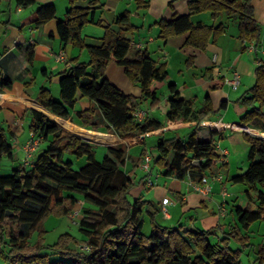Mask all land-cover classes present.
<instances>
[{"label": "trees", "instance_id": "16d2710c", "mask_svg": "<svg viewBox=\"0 0 264 264\" xmlns=\"http://www.w3.org/2000/svg\"><path fill=\"white\" fill-rule=\"evenodd\" d=\"M16 2L24 7L38 3L37 0ZM69 3L65 17L58 20L59 37L65 45L72 44L86 50L90 60L81 61L79 56L72 58V65L59 73L60 97H54L49 88L42 86L37 99L57 116L75 117L82 125L96 130L104 125L108 132L120 137L145 135L164 127L165 123L159 119L145 117L140 121L134 114L142 100L150 99L153 106L159 104V93L153 85L155 81H165L169 71L166 63H158L149 49L137 47L127 36L138 29L131 21V12L125 10L117 16L118 31L106 25L104 35L89 42L83 29L89 23L102 24L95 19L101 0H69ZM188 9L186 14L157 20L154 24L159 27L158 37L166 42L173 36L188 33L186 45L206 50L210 42L217 43L227 33L231 22H237L239 38L254 42L256 48L261 46L263 28L252 0H189ZM203 12L209 13L214 23L207 25L193 21V14ZM56 16L53 3L39 4L35 23L39 26ZM222 18L225 20L216 23ZM242 49L246 50L247 46ZM33 59L32 49L28 61L32 63ZM111 60L124 67L128 78L140 85V97L126 93L111 82L107 76ZM193 64L194 58L189 57L187 66ZM209 70L212 68L206 69ZM3 87L11 88L12 81L0 77V88ZM169 89L168 121L176 123L179 119H189L195 120L196 125L187 136L161 137L156 144L158 154H153L154 166L162 169L166 176L180 180L190 177L201 182L207 170L221 157L213 138L201 140L198 135L202 122L216 112L212 98L207 95L203 105L196 108L195 99L181 95L176 84H170ZM79 94L92 104L74 111ZM238 100L246 108L241 123L264 131V58L255 68L254 85ZM226 103L227 99H223L220 108ZM98 113L102 121L96 118ZM30 115V129L45 146L30 168L21 164L10 174L0 175V253L12 263L31 264L40 260L46 264H242V252L252 245L249 230L253 223L264 220L262 136L250 130L243 133L250 145L248 155L251 162L247 170L232 175L230 180L245 186L248 201L245 207L236 206L235 223H229L228 228L220 224L207 230L185 231L183 225L169 227L160 224L156 219L157 211H149L152 229L147 235L143 232V217L148 200L142 197L130 199L135 180L131 172L124 169L130 159L133 161L132 171L141 163L146 149L134 158L129 147L144 143V137L109 145L107 153L99 160L94 144L61 128L40 110L31 109ZM9 134L8 128L0 127V158H11L13 154L12 140L15 137ZM211 134L212 137H225L214 129ZM66 154L85 157L86 162L75 169L74 160L66 158ZM80 199L89 206L79 223L89 249L84 251L71 246L76 237L70 233H63L54 244H45L47 219L52 215H69ZM93 211L97 217L88 220V214ZM35 234H38V240L33 245L31 238ZM231 242H236L239 247L232 248ZM46 248L53 250L59 258H48L43 252ZM258 253L259 260L264 263V244L259 246Z\"/></svg>", "mask_w": 264, "mask_h": 264}, {"label": "crops", "instance_id": "0c3cea01", "mask_svg": "<svg viewBox=\"0 0 264 264\" xmlns=\"http://www.w3.org/2000/svg\"><path fill=\"white\" fill-rule=\"evenodd\" d=\"M37 1L38 3L34 4L35 6L33 7H24L19 5L16 0H0V77L12 81L11 88H0V127L8 128L10 131L9 135L15 137V140H12L13 154L11 159L15 160L19 158L22 165L26 167L25 146L34 135L37 136L30 129L31 109L44 112L55 120L61 128L75 134H77L76 131L68 128L71 127L70 125L72 123L94 132L101 131L112 137L119 138L102 145L94 144V146H102L105 150H107L109 145L128 143L143 137L145 140L146 135L143 134H137L134 137H120L115 133L108 132L104 125L99 130L82 125L74 117V111L86 109L92 103L88 98L82 97L80 94L78 95L77 103L73 111L74 119H66L53 114L48 109L44 111L35 106L39 104L44 107L37 99L39 89L42 86L49 88L53 96L59 98V73L72 65V58L79 56L81 61H87L85 59L89 56L86 50L82 51L79 47L72 44L65 45L59 37L57 31L58 20L65 17L70 7L69 0ZM103 1L105 0H101V4ZM133 1H136L139 7L147 5L151 12L154 11L155 22L161 18L171 19L176 14H186L189 12V0H179L178 3H173L171 6H169L170 0ZM107 2L113 4L114 7L117 6L116 0H107L106 4H108ZM252 2L256 17L263 28L261 46L259 48L255 47L254 42L243 41L239 38L237 22H234L237 24L236 30L231 33L229 26L227 33L222 35L217 43L210 42L206 50L186 45L185 42L188 33L173 36L165 42L158 35L156 37L151 34L147 36L140 34L139 29L136 30L139 33L138 36L135 35V31L133 32L131 38L134 43H141L142 48L149 49L158 63L167 64L169 71V77L165 81H155L153 85L159 93V104L153 106L150 99H145L142 100L139 106L146 112L145 117L156 118L165 123L164 127L156 129L155 132L150 134H163V136H166L162 131L170 129L171 137L176 135L182 136L179 125L183 126L182 128L189 127L190 131L196 125L195 120L189 119H179L176 123H170L168 121V100L171 97L169 86L172 83L176 84L181 95L195 99L194 107L196 108L201 107L205 97L210 95L214 110L216 111L215 114L210 115L202 122L198 129V135L201 140L214 139L216 150L221 157L207 170L205 176H210L211 173H215L219 177L218 179H212L210 177L212 180V190L206 195L191 186L190 182H194V180L190 177L180 180L174 176H167V179L164 181L165 184L156 193L157 196L161 197V201L159 200L156 203L150 200V206L147 210L148 213L149 211H157L156 219L162 225L169 227L183 225V230L185 231L196 229L207 230L220 224H224V227L228 228L229 223H235L237 220L235 214L236 206H246L245 200L241 198V195L234 194L233 192L230 193L229 188L230 184L233 183L230 177L247 170L251 162L248 155L250 145L243 137V133L248 131L239 132L235 127L237 125H245L241 123L240 119L246 111V108L238 98L254 85L255 68L261 59L264 58V0H252ZM48 3H53L56 6L57 16L47 23L38 26L35 23V19L39 4ZM118 9L111 11L108 18L104 14L98 17V11L95 12L96 21L100 20L102 24L89 23V25H92L84 35L87 41L91 38H101L105 33L104 26L106 25H110L114 31H118L119 28L115 23L117 16L120 14L117 12ZM125 10L127 9L125 8L123 12ZM192 19L196 23L203 22L207 25L214 23L212 19L209 20L207 12L193 14ZM223 19H218L216 23L224 21ZM96 28H98V32H96ZM155 28L157 29V34H159V27L155 25ZM244 45L247 46L246 50L242 49ZM32 49L34 50V59L30 63L28 61V53ZM60 55H64V57L59 58ZM189 57L194 58V64L189 69H204V74L198 75L194 73L190 75V79H185L184 84L181 85L180 80H177L170 73V62L171 59L180 58L181 63L184 61L187 63ZM207 68H212V70L206 71ZM236 71L240 73L241 81L240 85L234 89L229 81L233 78L234 72ZM183 73L184 70L181 69L179 75L182 76L184 75ZM188 74H190V71ZM107 76L111 82L121 87L126 93L134 94L138 97L142 95V88L132 83L126 75L124 67L117 64L114 60H111L107 66ZM241 86L243 91L241 94L238 93L235 96H230L231 89L238 90ZM201 93H206V95L200 98ZM223 99H227V103L223 108H220ZM52 115L64 119L66 121L65 126H62ZM96 118L102 121L99 113ZM247 126L252 127V125ZM252 128L260 132L256 135L263 136V130L254 126ZM212 129L221 131L225 137L219 138V135L212 137ZM78 136L82 138V136ZM42 145L43 143H40L31 156V159H33L36 152L42 149ZM245 157H247V161L244 160ZM195 163L198 164L199 162L195 161ZM221 166L223 167L221 168ZM125 167H127L128 172H131L132 175L136 173L137 168H140V162L138 167L133 171L130 162ZM156 168L159 171L158 173L156 172L157 176H166L162 173V169L159 167ZM225 190H227V195L223 194ZM132 191L134 193V190ZM165 198H169L171 201L166 206L162 203ZM77 205L82 207L84 201L80 199ZM78 206H76V209ZM165 207L167 208V213L164 211ZM76 209L69 215L76 212ZM144 221H146V218H144ZM149 225V229H152L150 216ZM218 232L220 234V230Z\"/></svg>", "mask_w": 264, "mask_h": 264}, {"label": "rangeland", "instance_id": "374dc122", "mask_svg": "<svg viewBox=\"0 0 264 264\" xmlns=\"http://www.w3.org/2000/svg\"><path fill=\"white\" fill-rule=\"evenodd\" d=\"M106 1H103V3L100 5V7H98L96 9V11H98V17L101 14H104V16H106L108 18V16H110V12L113 10L118 9V13H123V10L126 8L127 10H129L131 12V21L133 24H135L139 31L140 34H144L145 36L151 34L157 37V29L155 28V14L154 11L151 12V10L149 9V7L143 6V7H139L136 1H124V0H116L117 2V6L114 7L113 4L108 3L106 4ZM121 1V2H119ZM179 0H170L169 1V6H171L173 3H178ZM35 5H31L30 7H33ZM208 18L209 20H211V16L208 13ZM221 20V19H220ZM225 20V18L223 19ZM92 25V24H91ZM91 25L87 24L84 27V33L83 35L86 34L87 29H89V27H91ZM230 26V30L231 33L237 29V24L234 22H231L229 24ZM105 31V30H104ZM96 32H98V28H96ZM136 32V31H135ZM139 33H135V35L138 36ZM128 36H130V38L132 37L133 33H127ZM97 39L96 38H91L89 41L90 42H95ZM87 61H89V56H87V58L85 59ZM170 73L172 76H174L177 80H180V84L183 85L185 82V79H190V75H193L194 73H197L198 75H202L204 74V69L203 70H199V69H189V67L187 66V63L184 62H180V58H174L171 59L170 62ZM183 69L184 70V75H179V71ZM190 71V74H188ZM185 73H187L185 75ZM50 82V80H49ZM133 83V82H132ZM138 86H140L139 84H136ZM242 86L239 87L238 90H233L231 89L230 92V96H235L238 93H242ZM204 95H206V93H201V97L202 98ZM162 97V95H160ZM35 104V103H34ZM36 107H38L39 109H42L44 111H47L46 108L42 107L41 105L37 104L35 105ZM145 106V105H144ZM146 107V106H145ZM62 126H65L66 121L64 119L58 118L55 115H52ZM71 127H68L69 129L76 131V133L80 136H82V138L92 144H98V145H102L106 142H112L113 140H117L119 138L117 137H112L104 132L101 131H91L90 129H86L83 127H79L78 125L72 123L70 125ZM235 126V125H234ZM181 128V135L182 136H187L190 133V128L186 127V128H182L183 126H180ZM237 128V130L240 131H252L255 134H258L260 132L254 130L251 126H235ZM78 129V130H75ZM177 130V129H176ZM152 132H155V130H152L148 133H146V139L144 143H140V144H134L132 146L129 147V153L134 157H138L141 153V150L143 148H146V153L148 151H152L153 154L157 155L158 151L156 148V144L158 143L159 139L161 137H163V134L161 135H153L150 134ZM98 133V134H97ZM162 133H165L166 137H171V130H163ZM185 134V135H184ZM262 137H264V132L262 133ZM160 136V137H159ZM15 140V139H13ZM45 146V144L42 145V148ZM96 149V157L101 160L103 159V157L105 156V154L107 153V150H105V148H102V146H95ZM40 150L38 152L35 153V155L33 156V159L31 160H35L38 157ZM33 155V154H32ZM66 158H72L74 160V168L75 169H79L85 162H86V158L82 157V158H76L74 155L72 154H66ZM244 160H248L247 157H245ZM128 162H130L131 167L133 168V161L132 159H130ZM21 161L20 159L16 158L15 160L11 159L8 156H3L2 158H0V175H7L10 174L12 172V170L14 168L19 167V165H21ZM31 165L30 164H26V168H30ZM223 166H221L222 168ZM124 169L126 171H128L127 167H124ZM243 170V169H242ZM154 172L153 178L155 179V186L154 187H149L146 185L145 179L146 177V172L140 167L137 168L136 173L132 174V177L135 180V185L133 186V188L131 190H134L131 192L130 191V199H135L138 197H142V198H146V200H148V203L146 204L145 208H144V217L146 218V221H144V226H143V232L147 235L150 234L151 229H149L150 225H149V215L147 210L149 209L150 206V200H152L153 202L157 201L159 202V200L161 201V197L157 196L156 193L157 191H159L160 187H162L165 183V179H167V176H157V173L159 172L158 169L156 168V166H154V160L152 161V173ZM157 172V173H156ZM215 173H211V175H206L207 177H212V179H214L215 177L218 179L219 175H215ZM211 183L212 180L210 179ZM169 186V185H168ZM234 186V187H233ZM236 186V187H235ZM246 188L243 184H235V183H231L230 184V188H229V192H233L234 194L237 195H241V198H243L245 200V204L247 205V195L245 192ZM134 194V195H133ZM79 195V194H78ZM135 196V197H134ZM231 204V203H230ZM78 206V205H77ZM85 208H89V206L87 204H84L82 207L78 206L76 209V212H74L72 215H67V216H62V217H58V216H50L47 221H46V230L47 232L44 235V243L51 245L56 243L59 238L61 237V235L63 233H70L72 235H74L76 237V241L74 242V244H72L71 246L76 247V248H80L81 245L86 243V236L84 235V233L82 232V230L80 229V220L81 218L84 216L85 217ZM231 208V206H230ZM89 216L87 217L88 220H92L94 218L97 217V213L95 211H93L92 213L88 214ZM237 217V216H236ZM249 234L251 236V242L252 245L249 246L246 250H244L242 252L241 255V262L242 264H264L261 263L260 259V255L258 253V249L259 246L261 244H264V220L261 221H257L255 223L252 224L250 230H249ZM215 239V238H213ZM38 240V234H35L32 238H31V242L33 245H35L37 243ZM216 240V239H215ZM231 246L234 249H237L239 247V245L236 242H231ZM81 249V248H80ZM6 250H8V248H6ZM82 250V249H81ZM86 251V250H84ZM43 252H45L46 254H48V258L55 260L59 258V255H57L53 250L46 248L43 249ZM0 264H23L22 262H18V263H12V261H10L8 258L4 257L3 254L0 253ZM31 264H46L44 263V261H35Z\"/></svg>", "mask_w": 264, "mask_h": 264}, {"label": "built area", "instance_id": "2783aa9c", "mask_svg": "<svg viewBox=\"0 0 264 264\" xmlns=\"http://www.w3.org/2000/svg\"><path fill=\"white\" fill-rule=\"evenodd\" d=\"M141 43L136 44L137 47H141ZM64 55H60L59 58H63ZM241 81V75L238 71L234 72L233 78L229 81L230 85L236 89L240 85ZM134 114L136 115L138 120H143L145 118L146 112L142 110L140 107L134 109ZM41 143V138L37 136H33L28 143L25 146L26 150V158H25V163L26 164H32L31 156L34 153V151L37 149V147ZM153 153L152 151H148L144 156L143 159L140 163V167L146 172V181L148 186H154L156 184L155 179L153 178V173H152V161H153ZM214 179H217L216 177ZM191 186L203 194L208 195L211 190H212V184L210 181V178L205 176L203 177L202 181H194L190 182ZM224 195H227V190L224 191ZM163 205L166 206L171 203L169 198H165L162 201ZM164 211L167 213V208H164ZM81 249L83 250H88L89 245L87 243L83 244L80 246Z\"/></svg>", "mask_w": 264, "mask_h": 264}, {"label": "water", "instance_id": "95a60500", "mask_svg": "<svg viewBox=\"0 0 264 264\" xmlns=\"http://www.w3.org/2000/svg\"><path fill=\"white\" fill-rule=\"evenodd\" d=\"M264 138V137H263Z\"/></svg>", "mask_w": 264, "mask_h": 264}]
</instances>
